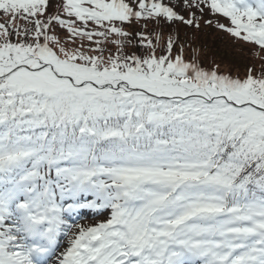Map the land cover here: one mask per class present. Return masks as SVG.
I'll list each match as a JSON object with an SVG mask.
<instances>
[{"label": "snow or ice", "instance_id": "obj_1", "mask_svg": "<svg viewBox=\"0 0 264 264\" xmlns=\"http://www.w3.org/2000/svg\"><path fill=\"white\" fill-rule=\"evenodd\" d=\"M0 15V264H264V70L205 68L161 35L203 20L264 51V0Z\"/></svg>", "mask_w": 264, "mask_h": 264}, {"label": "trees", "instance_id": "obj_2", "mask_svg": "<svg viewBox=\"0 0 264 264\" xmlns=\"http://www.w3.org/2000/svg\"><path fill=\"white\" fill-rule=\"evenodd\" d=\"M51 2L54 6L56 0H51ZM53 10H54V7L49 8V12ZM180 13L182 15H185V18H188L187 9H183L182 12ZM204 18L208 19L209 17H207L206 15ZM5 19L6 18L3 15H0V22H5ZM222 22L227 24V21H222ZM140 28L141 26L139 25H133L131 30L137 31V30H140ZM149 30L156 31L160 29H156L155 26L149 25ZM213 32L219 33L220 36L223 38L225 37L224 39L226 41L224 39L223 40L227 43L229 42L238 43L240 45H243L244 47H246L247 45L246 43H243L241 41L234 39L227 33L215 28L214 26L204 25L203 20H201V28L198 31L195 29L188 28L186 26L177 24V25L165 26L163 30L161 31V35H162V42L166 41L169 35H172V36L178 35L179 40L185 43V58L186 59L190 58L192 54L191 52L192 49H197L198 50L197 55L201 63V66L205 68L210 69L213 67L214 64H218L220 72L230 74L234 77L239 76L240 78H243L245 76L248 68H252L254 71V74H260V72L264 70V51L260 50L257 46H252V44H250L251 47H248L247 50H245V48L243 49L245 53L241 52V54L244 55L243 57L244 60L246 59V62H247L245 65L246 67L242 69L243 72L241 71L235 72L236 71L235 69H232L231 71L227 69H223L220 66V62L218 61V59L206 58V50L208 51L210 50V45H208L207 42L204 41L203 39H205V37L211 36ZM246 51H248V53Z\"/></svg>", "mask_w": 264, "mask_h": 264}, {"label": "rangeland", "instance_id": "obj_3", "mask_svg": "<svg viewBox=\"0 0 264 264\" xmlns=\"http://www.w3.org/2000/svg\"><path fill=\"white\" fill-rule=\"evenodd\" d=\"M165 2L176 3V0H165ZM176 10L178 12H182L183 9L177 7ZM224 38L221 37L219 33L213 32L211 36L205 37V39H203L207 42L208 45H210V50H206V58L218 59V61L220 62V66L223 69H227L230 71L232 69H235V72H243L242 69L246 67L245 65L247 62L246 59L244 60V55L241 54V52L245 53L243 49L245 48V50H247L248 47H251L250 44H247L246 47H244L243 45H240L238 43H233L229 41V43H227L225 42L226 40ZM246 52L248 53V51ZM97 218L100 219L101 217L95 216L89 219L78 221V223L87 224L86 221H92Z\"/></svg>", "mask_w": 264, "mask_h": 264}]
</instances>
